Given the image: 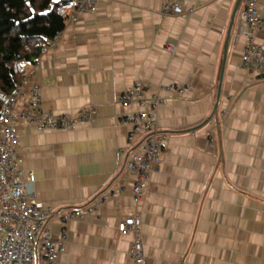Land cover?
<instances>
[{
    "label": "crops",
    "instance_id": "crops-1",
    "mask_svg": "<svg viewBox=\"0 0 264 264\" xmlns=\"http://www.w3.org/2000/svg\"><path fill=\"white\" fill-rule=\"evenodd\" d=\"M165 1L99 0L95 13L65 19L35 62L29 85H39L41 109H95L69 129L16 119V157L34 175L37 200L70 213L109 195L90 214L49 218L52 240L62 242L57 264H132L134 234L117 224L133 214L145 264H264V77L240 63L246 0H175L178 15L161 12ZM259 5L255 42L264 51ZM135 80L150 91L174 81L189 88L159 110L169 137L138 203L125 162L141 134L129 144L121 120L138 106L119 101Z\"/></svg>",
    "mask_w": 264,
    "mask_h": 264
},
{
    "label": "built area",
    "instance_id": "built-area-1",
    "mask_svg": "<svg viewBox=\"0 0 264 264\" xmlns=\"http://www.w3.org/2000/svg\"><path fill=\"white\" fill-rule=\"evenodd\" d=\"M98 1L66 0L58 7L57 13L65 19L79 13H95ZM260 1H245L242 12L243 24L240 29L245 42L240 63L247 73L264 77V51L255 42V34L263 24ZM161 12L178 15L182 13V6L178 1L166 0L161 6ZM55 38L56 36L48 42L45 48L52 46ZM35 69V63L30 65L25 78L9 93L0 92L2 102L0 114V264H37V262L57 264L62 242L52 240L48 227L49 218L56 214L61 219L67 220L90 214L109 196L108 194L100 195L90 204L75 208L70 213H54L37 200L33 189L34 175L28 172L25 176L19 167L20 160L16 157L18 145L16 119H21L37 130L69 129L77 123L91 121L95 115V109L83 107L74 114H53L41 109L40 87L38 84L29 85ZM188 89L185 83L174 81L150 91L142 81L135 80L120 93L119 101L122 105L138 106L136 110L130 111L121 118L130 127L127 137L129 144L136 134H141V140L128 152L125 162L126 169L135 172L137 176L132 187L134 203L141 201L169 137L159 128V110L171 100L182 99ZM21 97H26L27 102L23 108L16 109V103ZM140 227L141 218L138 214L127 216L117 224L119 233L132 232L134 234V240L128 251L132 264H145ZM64 237L65 235L62 236V240Z\"/></svg>",
    "mask_w": 264,
    "mask_h": 264
},
{
    "label": "trees",
    "instance_id": "trees-1",
    "mask_svg": "<svg viewBox=\"0 0 264 264\" xmlns=\"http://www.w3.org/2000/svg\"><path fill=\"white\" fill-rule=\"evenodd\" d=\"M66 0H0V92L26 76L48 42L65 25L57 13ZM2 102L0 101V114Z\"/></svg>",
    "mask_w": 264,
    "mask_h": 264
}]
</instances>
